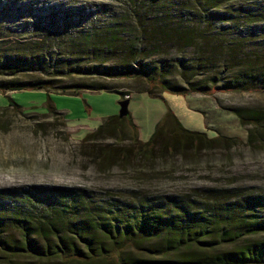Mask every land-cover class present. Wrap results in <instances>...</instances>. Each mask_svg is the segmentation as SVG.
<instances>
[{
	"label": "trees",
	"instance_id": "trees-1",
	"mask_svg": "<svg viewBox=\"0 0 264 264\" xmlns=\"http://www.w3.org/2000/svg\"><path fill=\"white\" fill-rule=\"evenodd\" d=\"M119 1L126 13L116 25L75 20L70 9H62L54 10L52 23L44 27L59 43L67 38L56 49L67 45L71 54L79 51L74 57L91 54L94 64L66 68L64 62L81 57L55 56L39 41L34 50L41 53L0 55V75L12 77L0 79V91H117L107 80L131 77L143 78L146 87L139 91L152 96L264 89V0ZM118 51L123 56L108 63L104 54ZM34 70L49 77L15 78ZM74 74L88 81L62 84L60 77ZM130 97L123 91L124 99ZM10 106L22 109L15 101ZM126 127L128 148L97 145L106 135L122 141ZM89 140L91 153L111 164L134 153L152 160L228 141L185 128L171 111L148 141L140 139L130 112L103 120L84 139ZM22 259L27 264H264V192L207 188L196 194L126 196L67 185L0 188V262Z\"/></svg>",
	"mask_w": 264,
	"mask_h": 264
},
{
	"label": "rangeland",
	"instance_id": "rangeland-1",
	"mask_svg": "<svg viewBox=\"0 0 264 264\" xmlns=\"http://www.w3.org/2000/svg\"><path fill=\"white\" fill-rule=\"evenodd\" d=\"M62 9H70L75 20L91 23L98 18L114 25L126 13L119 0H0V55L41 53L34 50L41 46L39 41L45 42V47L49 45L55 56L78 55L79 51L71 54L67 45L56 49L59 42L53 38L55 34L44 30L54 10ZM39 24L42 28H32ZM64 40L67 42L66 37ZM90 55L80 54L81 59L74 57L80 61L64 62L63 66L94 64ZM104 56L108 63H113L123 54L118 51ZM48 77L43 70H34L20 72L15 78ZM11 78L0 75V79ZM60 79L62 84L88 81L78 74ZM107 82L121 90H82L77 94L43 89L0 91V188L67 185L126 196L196 194L207 188L264 192V89L193 92L188 96L164 91L160 96H152L139 91L146 87L141 77L114 78ZM123 91L131 95L129 112L144 142L169 111L185 128L207 132L210 137H226L228 141L214 148L192 149L186 155L150 160L134 153L116 164L101 162L91 153V140L84 139L103 120L119 115ZM13 101L21 105L20 111L10 106ZM130 132L126 127L122 141L106 135L96 141L97 145L128 148ZM17 264L27 262L22 259Z\"/></svg>",
	"mask_w": 264,
	"mask_h": 264
},
{
	"label": "water",
	"instance_id": "water-1",
	"mask_svg": "<svg viewBox=\"0 0 264 264\" xmlns=\"http://www.w3.org/2000/svg\"><path fill=\"white\" fill-rule=\"evenodd\" d=\"M120 111H119V116L120 117H125L128 116L129 114V99H123L120 102Z\"/></svg>",
	"mask_w": 264,
	"mask_h": 264
},
{
	"label": "built area",
	"instance_id": "built-area-1",
	"mask_svg": "<svg viewBox=\"0 0 264 264\" xmlns=\"http://www.w3.org/2000/svg\"><path fill=\"white\" fill-rule=\"evenodd\" d=\"M129 97V96H128Z\"/></svg>",
	"mask_w": 264,
	"mask_h": 264
}]
</instances>
